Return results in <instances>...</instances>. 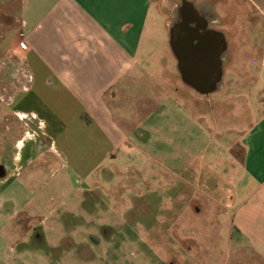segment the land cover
<instances>
[{
    "label": "rangeland",
    "instance_id": "obj_1",
    "mask_svg": "<svg viewBox=\"0 0 264 264\" xmlns=\"http://www.w3.org/2000/svg\"><path fill=\"white\" fill-rule=\"evenodd\" d=\"M33 1L0 0V7L13 19H22L43 15L56 3ZM177 3L150 0L132 66L101 97L113 126L124 138L113 153L116 158L101 161L91 137L88 143L76 142L80 134L72 128L70 134L65 129L64 133L56 128L49 131V142L56 143L60 155L45 151L34 157L32 143L23 150L14 177L0 187V264H157L160 244H142L136 240L142 228L133 232L126 228L135 211L130 209L132 199L150 192L165 196L158 201V209H138L146 215L142 226L150 224L168 201L169 169L188 163L191 157L196 159V170L207 167L223 175L221 165L229 162L225 160L230 147L240 160L238 143L259 116L264 100V19L257 0L212 3L223 20L219 29L225 34L227 51L224 88L211 95L209 105L182 85L167 47ZM20 29L19 23L3 29L5 39L0 47L16 46ZM21 48L25 50V43ZM26 94L21 96L25 99ZM21 109L34 108L26 102ZM59 135L65 136V143ZM31 154V160L25 161ZM151 169L163 178L152 180ZM212 178L213 187L216 178ZM211 191L208 214L196 219V224L207 227L186 233L203 251L200 247L199 255L189 258V253L184 255V249H189L182 244V262L205 264L206 249L212 257L209 264H233L234 260L264 264V257L256 255L252 243L238 230L233 209L238 202L232 201L227 209L217 208L214 198L219 193ZM196 210L197 214L203 211ZM32 230L40 234L41 241L29 238ZM163 232V241L170 242L171 228L166 225Z\"/></svg>",
    "mask_w": 264,
    "mask_h": 264
},
{
    "label": "crops",
    "instance_id": "obj_2",
    "mask_svg": "<svg viewBox=\"0 0 264 264\" xmlns=\"http://www.w3.org/2000/svg\"><path fill=\"white\" fill-rule=\"evenodd\" d=\"M257 3L264 19V0H257ZM149 4L150 0H56L54 6L43 15H28L22 19L14 17V24L21 25V31L16 36V46L24 52L20 67L21 71L25 68L28 75L27 85L20 82L22 75H19L16 84L19 91L14 102L18 117H30L34 127L33 132L20 135L18 165L24 158L23 150L30 143L34 157L45 151L59 154L56 143L49 142V131L55 128L61 133H64L62 131L65 129L67 134L71 133V128L78 131L80 135L76 142L81 144L88 143L91 137L101 161L109 159L110 155L118 150L124 138L113 126L110 113L101 97L114 87L122 73L132 66ZM211 10L222 20L212 5ZM22 42L25 43V50L21 48V44H24ZM167 47L169 49L168 45ZM173 59L175 60L174 57ZM222 71L220 89L207 96L198 94L181 83L208 103L211 95L221 92L224 88V57ZM262 80L264 82V76ZM23 89H28L25 99L21 96ZM26 102L34 109H21L22 104L25 105ZM259 111V116L248 126L238 143L241 150L240 160L234 156L231 147L228 149L229 159L226 158L225 161L229 162L221 165L223 175L213 174L207 167L196 170V159L191 157L188 158V163L183 162L168 170L167 175L171 178H166L169 186L167 190L171 191V196H180V182L187 181L180 177V174H185V170L189 169V181L194 183L196 205H200H195V209H203L202 212L196 213L195 217L198 218L194 217L192 223H181L177 229L181 244L191 245V253L196 256L199 255L197 249L202 245L195 244L192 236L186 233L194 228L207 227L201 222L196 224V219L201 220V216L208 214L213 190L219 193L214 198L217 208L227 209L232 201L238 202L233 208L236 209L234 216L238 230L252 243L256 255L264 257L263 99ZM148 117L149 115L146 119ZM62 119H65L64 124L61 123ZM40 136L45 141L44 144L39 141ZM58 139L66 142L64 135H59ZM70 143L75 142L69 141L68 144ZM33 154L25 161L31 160ZM156 164L162 168V163L156 161ZM163 176L158 174L157 170L150 171L152 180ZM212 176L216 178L213 187ZM6 182L2 181L0 187ZM91 192L93 190L87 191L86 195ZM147 195L161 197L157 192ZM221 197L222 199H219ZM208 200L210 201L207 205ZM171 207L180 209L174 203ZM204 234H207V231ZM243 251L241 249V252ZM204 253L207 260L203 262L209 264L211 253L206 249ZM239 263L241 262L238 260L233 261V264Z\"/></svg>",
    "mask_w": 264,
    "mask_h": 264
},
{
    "label": "flooded vegetation",
    "instance_id": "obj_3",
    "mask_svg": "<svg viewBox=\"0 0 264 264\" xmlns=\"http://www.w3.org/2000/svg\"><path fill=\"white\" fill-rule=\"evenodd\" d=\"M177 1L178 3L175 5L177 19L173 18L171 26L174 45L181 49L186 42L188 43L193 39L195 47H200V49L205 51L204 55H208L207 50L209 51L210 49L217 51L219 40L224 33L219 29L223 21L217 18L211 10V2L216 0ZM245 1L247 2V0ZM13 25V16L4 12L0 7V44L3 42V29H11ZM22 59H24V52L17 46L0 47V183L10 179L18 165V141L21 137L20 135L29 134L34 130L30 117L23 119L18 117L17 106L14 102V98L19 91L18 85H16L19 81V75H22L20 76L21 83L26 85L28 83L26 69L22 68L21 71L20 61ZM27 92L28 89H23L24 94ZM39 141H42L43 144L45 142L42 139ZM110 158L114 159L116 156L111 154ZM188 170L187 168L185 174H180V177L187 180L180 182L178 192L180 196H171V191L167 190L165 194L170 193L168 201L162 206L161 199L162 209L150 224L145 223L146 225L142 226V218H145L146 215H143L138 209H158L157 203L162 197L144 195L133 198L131 202L130 209H135V211L130 214L129 219L126 221V228L132 232L133 229L142 228L143 232L140 231V236L136 234V240L141 241L142 244L148 241H152L157 245L160 244L159 251L162 254L157 264H189L184 263L185 260L182 262L181 252H183L184 246L177 235V229L181 223H192L196 215L195 188L194 183L192 184L189 181L190 174ZM173 203L180 209H172ZM166 225L171 228L170 242L163 241V230ZM29 238L41 241L40 234L35 230L30 231ZM106 240L109 241L110 239ZM186 244L185 247H188L189 252L184 249V255L189 253V258H191V255H194L191 253V245L187 246ZM193 264H196L194 260Z\"/></svg>",
    "mask_w": 264,
    "mask_h": 264
},
{
    "label": "water",
    "instance_id": "obj_4",
    "mask_svg": "<svg viewBox=\"0 0 264 264\" xmlns=\"http://www.w3.org/2000/svg\"><path fill=\"white\" fill-rule=\"evenodd\" d=\"M172 39L171 28H168V46L176 60V70L180 81L201 95L207 96L219 90L223 73V57L227 51L225 35L222 34L219 40L218 50H207L208 55H204L205 51L200 47H195L193 39L192 42L189 41L184 46H180L181 49L174 45Z\"/></svg>",
    "mask_w": 264,
    "mask_h": 264
}]
</instances>
